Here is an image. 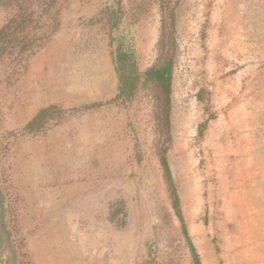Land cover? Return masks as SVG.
<instances>
[{"label":"rangeland","instance_id":"obj_1","mask_svg":"<svg viewBox=\"0 0 264 264\" xmlns=\"http://www.w3.org/2000/svg\"><path fill=\"white\" fill-rule=\"evenodd\" d=\"M22 3L39 18L24 30L33 45L0 51V198L21 260L193 264L165 150L201 264H264V0ZM14 12L0 7V27ZM110 36L133 47L141 75L172 56L168 128L143 76L112 100Z\"/></svg>","mask_w":264,"mask_h":264},{"label":"trees","instance_id":"obj_2","mask_svg":"<svg viewBox=\"0 0 264 264\" xmlns=\"http://www.w3.org/2000/svg\"><path fill=\"white\" fill-rule=\"evenodd\" d=\"M54 0H42L47 7H51L50 3ZM24 0H0V7L11 4L15 8L14 14L0 27V51H4L6 46L9 45V48H17L19 52L26 50V48L32 46V38L28 32H24L31 24L39 23V18L34 16L33 11H28L25 7H21ZM49 8L44 9L47 17L44 18V21H51V30L53 31L56 27V17L50 15ZM111 11L110 13L113 16V23H111V29L116 28V18L118 16L117 11ZM51 16V17H50ZM44 17V16H42ZM169 30L172 32L174 30L173 16H169ZM36 25V24H34ZM168 29V28H167ZM165 29L162 31L161 38L158 41V44L161 48H164V35ZM29 39V40H28ZM30 41V42H29ZM168 45L174 47V38L173 36L167 39ZM110 44L112 46V62L114 71L117 77L118 86L117 92L112 100H127L133 97L135 94L140 80L143 76L144 81L151 82L154 84L159 92L161 97V106L164 111V118L166 122V127L169 126V102H170V92H171V80L173 73V58L168 56L165 58L162 63L157 66H152L146 69L141 75L136 66V59L133 47L123 38L110 36ZM19 46V47H18ZM47 109H41L37 114L31 118V120L26 124V128L32 129L36 128L41 124L44 115L47 113ZM160 164L164 171V177L168 185V189L172 198V207L175 211V214L178 217V220L181 224L182 233L187 240L190 248V253L192 256L193 264H201L198 253L196 252L193 244L188 237L184 219L179 204V197L176 193L174 185L171 179L170 169L167 163L165 150H162L160 153ZM0 198V264H27L21 260L18 245L16 242L10 239V235L6 230L3 212H2V203Z\"/></svg>","mask_w":264,"mask_h":264}]
</instances>
